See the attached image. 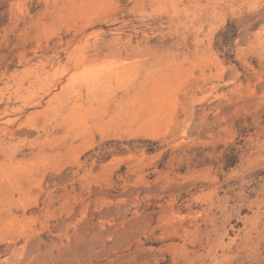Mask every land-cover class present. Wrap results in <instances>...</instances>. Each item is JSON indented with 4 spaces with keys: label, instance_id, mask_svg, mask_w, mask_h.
Returning <instances> with one entry per match:
<instances>
[{
    "label": "rangeland",
    "instance_id": "1",
    "mask_svg": "<svg viewBox=\"0 0 264 264\" xmlns=\"http://www.w3.org/2000/svg\"><path fill=\"white\" fill-rule=\"evenodd\" d=\"M0 264H264V0H0Z\"/></svg>",
    "mask_w": 264,
    "mask_h": 264
},
{
    "label": "bare ground",
    "instance_id": "2",
    "mask_svg": "<svg viewBox=\"0 0 264 264\" xmlns=\"http://www.w3.org/2000/svg\"><path fill=\"white\" fill-rule=\"evenodd\" d=\"M63 49L68 54V56L70 58H75L74 60H76L77 62L81 61L80 56L79 55H75V53H74L75 52V49L71 50V44L70 43H68L67 46L65 48H63ZM54 77H56V76L54 75ZM58 80H61V79L58 78ZM87 87H88L89 90H92L93 85H91L90 83H88L87 84ZM72 89H73V91H74V93H75L76 96H79L81 94V92H82V89H80V88H75L74 87Z\"/></svg>",
    "mask_w": 264,
    "mask_h": 264
}]
</instances>
